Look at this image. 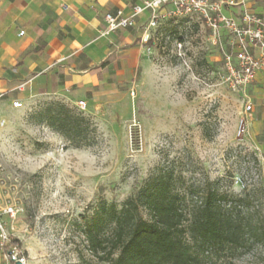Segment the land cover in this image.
<instances>
[{
	"label": "rangeland",
	"instance_id": "obj_1",
	"mask_svg": "<svg viewBox=\"0 0 264 264\" xmlns=\"http://www.w3.org/2000/svg\"><path fill=\"white\" fill-rule=\"evenodd\" d=\"M245 2L264 17V0ZM134 47L131 69L101 78L81 99L36 96L0 115V211L17 210L1 219L26 264H101L86 247L85 218L160 170H172L182 188L214 180L234 193L257 187L264 217V73L232 90L217 46L192 19L163 22L152 44ZM58 105L82 118L79 148L49 126ZM212 264H264V245Z\"/></svg>",
	"mask_w": 264,
	"mask_h": 264
},
{
	"label": "trees",
	"instance_id": "obj_2",
	"mask_svg": "<svg viewBox=\"0 0 264 264\" xmlns=\"http://www.w3.org/2000/svg\"><path fill=\"white\" fill-rule=\"evenodd\" d=\"M81 121L58 105L48 123L79 148ZM221 181L182 188L166 169L120 204L100 201L82 226L88 251L101 264H212L247 255L264 245L257 187L234 193Z\"/></svg>",
	"mask_w": 264,
	"mask_h": 264
},
{
	"label": "crops",
	"instance_id": "obj_3",
	"mask_svg": "<svg viewBox=\"0 0 264 264\" xmlns=\"http://www.w3.org/2000/svg\"><path fill=\"white\" fill-rule=\"evenodd\" d=\"M142 1L0 0V115L36 96L81 99L101 78L131 69L146 14L133 29L100 32L105 13L128 15ZM0 264H8L1 249Z\"/></svg>",
	"mask_w": 264,
	"mask_h": 264
},
{
	"label": "built area",
	"instance_id": "obj_4",
	"mask_svg": "<svg viewBox=\"0 0 264 264\" xmlns=\"http://www.w3.org/2000/svg\"><path fill=\"white\" fill-rule=\"evenodd\" d=\"M143 14H146V21L139 28L138 41L145 46L153 43V32L163 22L179 18L196 20L207 32L211 44L217 46L224 82L234 91L244 90L258 74L264 73V17L252 11L245 0H143L140 5L132 6L128 15L121 10L105 13L100 35L133 29L137 18ZM175 47L177 55L182 57V42L177 41ZM20 106V103H13L15 108ZM85 106L84 101L77 102L79 109ZM250 111L251 105L246 101L244 112ZM16 214L13 206H5L0 211V249L8 264H26L25 253L1 219L2 216L13 219Z\"/></svg>",
	"mask_w": 264,
	"mask_h": 264
}]
</instances>
